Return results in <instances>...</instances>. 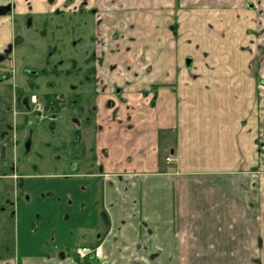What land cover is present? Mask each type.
Listing matches in <instances>:
<instances>
[{"label":"crops","instance_id":"0c3cea01","mask_svg":"<svg viewBox=\"0 0 264 264\" xmlns=\"http://www.w3.org/2000/svg\"><path fill=\"white\" fill-rule=\"evenodd\" d=\"M0 65V222L69 248L0 264H264V0H0Z\"/></svg>","mask_w":264,"mask_h":264},{"label":"rangeland","instance_id":"374dc122","mask_svg":"<svg viewBox=\"0 0 264 264\" xmlns=\"http://www.w3.org/2000/svg\"><path fill=\"white\" fill-rule=\"evenodd\" d=\"M70 30L75 32L76 31L75 26L71 27ZM51 36H52L53 41H55L57 45H60V41H58L57 27H56V30H54L51 33ZM53 41H50V44H53L52 43ZM36 62H38V56L36 58ZM37 70L38 69H36V71ZM8 78H10V76ZM88 112L89 111H86L85 108L83 110L78 108V109H73V111L69 114L73 116L72 118L73 120H76L75 117L78 118L79 116H81L80 118H82L83 116L89 117L90 113L88 115ZM80 114H82L83 116ZM8 159H9L10 165L7 168V171H8L7 176H5L4 174H0V185L1 186L5 184L7 185V192H6L7 196H4L3 193L0 192V198H2V200H12V201L13 200H36V190H33V188H30V186L33 185V183H36V173L32 175L23 173L21 172V168L20 170L17 169V160H18L17 157H9ZM41 180L42 179H40V182ZM65 180H67V178H65ZM43 181L48 182L49 180L43 179ZM31 193H32V197L28 199L27 196L30 195ZM93 204L94 203L91 200V203L89 204V208L86 212L89 214V218L91 217V215H95L96 217V214H93V213L98 208L97 207L98 205L97 204L93 205ZM3 208H5L3 210L5 212L12 211L11 215H12L13 221L15 220V218H19L20 210L18 209V207L17 209H15L13 204L10 206H8L7 204H4V206L0 208V212H2L1 210ZM30 208L35 209L36 206H33V204H30ZM2 215H5V214H2ZM99 218H100V215H99ZM75 219H76V215H75L74 220ZM33 220H34L33 223L32 222L30 223V221H26L23 224L21 221H19L16 225L14 224L13 221L9 223L0 222V256L8 257V256L18 255L22 257L23 255H26L27 253H36L38 251H41L43 253H48L49 251H53V253L59 254L61 250H64V251L69 250V248H66L65 246H62L59 248L55 247L54 244L50 243V240H46V242L48 243L46 244L45 243L46 236L44 233H41V239H39V234L36 233V213L33 217ZM100 220L103 222L101 218ZM88 221L89 222L87 224H90L91 222L95 223L93 222L95 220L89 219ZM104 223H106L105 219H104ZM52 230H53V233H51L50 235L52 242L62 237L65 232L64 229L60 228L58 224H56V221L52 222ZM67 232H68L67 233L68 235L74 237L78 234V229L75 226H71V228L67 229ZM42 239L44 240V242H41ZM46 239H49V236Z\"/></svg>","mask_w":264,"mask_h":264},{"label":"built area","instance_id":"2783aa9c","mask_svg":"<svg viewBox=\"0 0 264 264\" xmlns=\"http://www.w3.org/2000/svg\"><path fill=\"white\" fill-rule=\"evenodd\" d=\"M3 72H4V68L0 67V75H2ZM167 161L169 162L172 161L171 156L167 157ZM77 252L82 258L88 257L89 255L100 257V252L98 248H90V247L82 246L77 249Z\"/></svg>","mask_w":264,"mask_h":264},{"label":"flooded vegetation","instance_id":"af4514ba","mask_svg":"<svg viewBox=\"0 0 264 264\" xmlns=\"http://www.w3.org/2000/svg\"><path fill=\"white\" fill-rule=\"evenodd\" d=\"M0 67L4 68L3 66L0 65ZM7 70L4 68V72L2 75H0V80H2L3 77H6L7 74H6ZM8 74L10 75V71H8ZM95 258V257H94Z\"/></svg>","mask_w":264,"mask_h":264},{"label":"trees","instance_id":"16d2710c","mask_svg":"<svg viewBox=\"0 0 264 264\" xmlns=\"http://www.w3.org/2000/svg\"><path fill=\"white\" fill-rule=\"evenodd\" d=\"M79 257V256H78ZM80 258V257H79ZM86 259H83V261H85ZM97 264V263H96Z\"/></svg>","mask_w":264,"mask_h":264}]
</instances>
